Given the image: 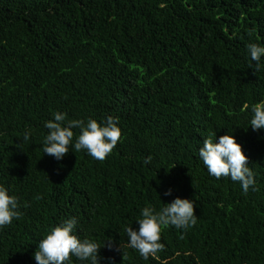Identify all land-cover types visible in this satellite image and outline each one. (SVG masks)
Returning <instances> with one entry per match:
<instances>
[{"label": "trees", "instance_id": "1", "mask_svg": "<svg viewBox=\"0 0 264 264\" xmlns=\"http://www.w3.org/2000/svg\"><path fill=\"white\" fill-rule=\"evenodd\" d=\"M249 43L264 45V0H0V185L20 212L0 227V264H36L70 217L78 238L112 240L99 264H264V130L248 126L264 58ZM53 112L113 116L120 139L103 160L69 147L57 161L42 153ZM225 133L253 172L246 193L199 159ZM175 197L194 201L196 223L163 228L145 260L124 229Z\"/></svg>", "mask_w": 264, "mask_h": 264}, {"label": "clouds", "instance_id": "2", "mask_svg": "<svg viewBox=\"0 0 264 264\" xmlns=\"http://www.w3.org/2000/svg\"><path fill=\"white\" fill-rule=\"evenodd\" d=\"M246 53L258 68L264 58V45L249 43L246 45ZM249 125L253 131L264 130V100L250 107ZM43 127L47 132L43 139L42 153L57 161L69 152V147L75 151L83 150L95 160H103L120 139V129L113 116H107L98 123L91 118L86 122L79 119L66 120L64 112H53L52 119L45 121ZM73 129L79 130L75 139ZM23 139H29L28 131L23 134ZM198 156L209 175L217 179L228 177L239 182L245 193L255 184L247 157L231 134L220 135L214 141L211 138L203 139ZM145 163H148L147 159ZM252 190L255 191V188L252 187ZM171 191L166 189L163 195L169 196ZM164 205L159 211L151 206L142 208L140 218L135 221L137 227L133 229L127 226L124 229L127 247L136 250L145 260L156 256L163 249L160 242L163 228L172 226L187 229L196 223L193 200L175 197ZM19 215L17 198L8 194V190L0 185V227L10 224ZM77 227L76 217L66 218L52 227L36 244L33 253L36 264H69L70 256L80 262L86 261L87 264H99L98 250L101 247L111 249L112 240L98 243L92 239H80L75 234Z\"/></svg>", "mask_w": 264, "mask_h": 264}]
</instances>
